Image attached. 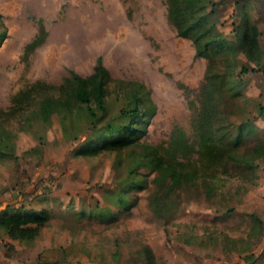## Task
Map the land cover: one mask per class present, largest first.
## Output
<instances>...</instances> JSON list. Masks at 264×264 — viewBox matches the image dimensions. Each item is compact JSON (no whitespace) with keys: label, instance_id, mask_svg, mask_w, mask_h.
<instances>
[{"label":"rangeland","instance_id":"rangeland-1","mask_svg":"<svg viewBox=\"0 0 264 264\" xmlns=\"http://www.w3.org/2000/svg\"><path fill=\"white\" fill-rule=\"evenodd\" d=\"M180 1L204 27L214 7L208 19L223 33L246 10L259 29L260 65L250 70L254 62L242 55L197 54L169 19L171 0H0V132L15 154L0 156V209L30 203L50 216L32 240L0 230V264H264V0ZM98 56L112 78L111 112L131 81L142 84L153 112L138 144L82 156L83 118L67 119L64 135L57 113L46 123L36 111L40 98L57 93L45 85H59L69 70L91 73ZM241 65L247 70L237 75ZM206 75L219 85L212 129L229 147L201 163L197 115ZM33 84L45 88L30 92ZM174 133L191 144L179 169L192 176L158 188L159 170L135 167V157L144 145L167 150ZM37 135L41 159L23 154ZM131 167L147 184L127 190L129 207L120 209L109 198Z\"/></svg>","mask_w":264,"mask_h":264},{"label":"trees","instance_id":"trees-1","mask_svg":"<svg viewBox=\"0 0 264 264\" xmlns=\"http://www.w3.org/2000/svg\"><path fill=\"white\" fill-rule=\"evenodd\" d=\"M193 0H186V3ZM207 6V5H206ZM187 5H181L180 0H171L169 2L168 16L176 27L179 35L189 37L193 40L196 52L206 57H219L222 54L225 58L238 59L242 55L247 60L254 62L250 70H254L260 65L261 52L259 43V29L250 19L246 10L241 13V19L238 23L232 24L229 31L223 33L215 21L208 19L214 17V7L206 10V27L191 20L183 13V8ZM212 17V18H213ZM206 34V37H205ZM205 55V54H204ZM239 73L247 69L240 66ZM112 78L108 69L103 64L101 57L96 58L91 73L82 76L73 70L57 86L45 85L47 88L56 90V94H49L39 99L37 118L43 122H50L53 114L61 117V126L63 134H67L69 118H83L82 126L79 130L86 132L87 135L77 144L76 153L82 156L97 155L100 152H119L124 148L132 147L138 144L146 133L149 116L153 112L151 106H147L148 100L145 91H142V84L129 82L130 89L125 91L121 97V105L117 111L111 112L108 101V83ZM221 81H217L219 84ZM238 84H241V77H238ZM43 87V84H33L28 90L33 92L37 87ZM44 86V88H45ZM219 85H214L212 77L206 75L205 83L201 93V107L197 115L198 124V159L201 163H206V159L219 158L223 149L229 147L226 143L220 141L214 132L212 118L216 116V102L214 99V90ZM23 92L17 93L14 98L19 101ZM205 99V101H203ZM259 111L264 113V105L259 106ZM68 119V120H67ZM77 130L72 134V138L77 139ZM4 130L0 132V156L15 157L12 146L9 144V138ZM38 144L31 149L24 150L23 154L37 153L41 159V145L43 136L37 135ZM168 151L160 152L154 145H144L145 149L135 157V167L144 164L152 170H159V174L154 177L155 185L162 187L166 179L170 181L165 185L167 189H173L184 180H189L191 174L185 173L179 169L183 164V157L191 144L184 139L181 133L172 134L170 138ZM180 156V157H179ZM187 182V181H186ZM147 184L146 178L138 176L131 167L125 183L118 187L120 190L115 197L109 200L116 203L117 208H128L126 200V191L130 188H143ZM183 184V183H182ZM116 188H110L109 191H115ZM160 196H155L153 202L155 208L161 205ZM50 216L45 209H36L30 203L27 205L14 206L7 204L0 209V230L6 233L10 238L32 240L40 228L45 225ZM145 256L149 262H152L153 254L149 247L144 246Z\"/></svg>","mask_w":264,"mask_h":264},{"label":"crops","instance_id":"crops-1","mask_svg":"<svg viewBox=\"0 0 264 264\" xmlns=\"http://www.w3.org/2000/svg\"><path fill=\"white\" fill-rule=\"evenodd\" d=\"M261 50V49H260ZM261 52V51H260Z\"/></svg>","mask_w":264,"mask_h":264}]
</instances>
